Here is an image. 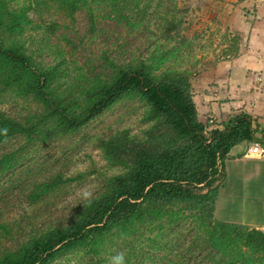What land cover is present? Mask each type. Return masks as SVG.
<instances>
[{
  "label": "trees",
  "instance_id": "16d2710c",
  "mask_svg": "<svg viewBox=\"0 0 264 264\" xmlns=\"http://www.w3.org/2000/svg\"><path fill=\"white\" fill-rule=\"evenodd\" d=\"M56 1L70 13L86 8L90 23L95 22L96 11L102 10L132 26L142 24L141 10L148 6L136 0L129 3L138 11V22L133 24L120 11L125 9L126 0H91L107 5L108 10L92 6L90 0ZM175 11L173 2L165 6L162 36L166 42L182 23ZM7 12L6 3L0 0L1 31H14L25 22L22 10L13 15ZM187 42V37H180L172 51L181 53L180 45ZM163 52L123 63L103 54V78L95 75L81 89L85 78L79 75L78 93L59 85V64L37 69L31 56L19 47L0 43L2 83L31 95L40 105L37 115L23 120L0 114V128L9 129L7 141L17 136L26 141L42 136L45 141L75 132L118 101L137 102L145 124L137 134L123 129L99 140L105 158L121 169L103 181L90 207L82 204L68 221L30 232L17 246L0 250V264H52L78 250L89 253L82 264H108L111 255L124 250L120 242L106 244L111 236L121 234L127 264H264V231L214 217L225 154L233 144L253 139L251 118L243 113L235 115L222 128L200 122L188 75L169 69L156 74ZM80 95H84L82 102ZM4 142L0 136V146ZM20 151L0 156V174L18 162ZM60 183V177L55 176L37 184L28 195L31 202ZM19 228L0 221L1 236ZM153 231L156 233L150 236ZM147 252L149 257L143 255Z\"/></svg>",
  "mask_w": 264,
  "mask_h": 264
},
{
  "label": "rangeland",
  "instance_id": "374dc122",
  "mask_svg": "<svg viewBox=\"0 0 264 264\" xmlns=\"http://www.w3.org/2000/svg\"><path fill=\"white\" fill-rule=\"evenodd\" d=\"M3 1L8 14H17L22 10L25 22L14 31L0 30V43L19 47L31 56V62L37 69L59 64L57 78L61 77V86H70L79 93V89H83L86 81L93 76L102 74L103 78L106 73L100 67L103 54L114 62L123 63L151 56L154 51L160 54L163 50L156 74L169 69L188 75L199 121L211 124L212 119L215 123L214 107L224 105L226 99L232 97L231 93H226V78L221 81L211 74L221 61L234 55V47L242 40V31L234 26L241 24V16L236 14L233 20L225 10L226 2L234 4L231 0H136L139 5H148L141 10L144 16L139 18L142 19L141 25L134 24L138 22L135 18L138 11L135 5H129L133 0H126L125 9L120 11L128 16L133 26L124 18L117 21L114 16L108 17L102 10L96 11L95 22L90 23L86 8L70 13L62 9L56 0ZM159 2L163 4L161 8L157 6ZM170 2L174 3L176 16L182 23L178 32L171 33L172 38L166 42L162 36L166 28L164 11ZM89 4L109 9L107 5H97L91 0ZM184 36L187 37V45H180L181 53L173 52L175 42ZM79 75L85 78L80 88L77 86ZM256 75L252 81H245L239 87H249L255 93L263 92L264 79ZM80 98L82 102L84 95ZM39 112L40 105L31 95L5 85L0 79V114L23 120ZM140 112L137 102L118 101L75 132L45 141L42 136L28 141L17 136L2 143L0 156L20 148L21 151L18 152V162L0 174V221L18 224L20 228L7 236L0 235V250L17 246L30 232H39L51 224L68 221L82 205L77 204L75 199L81 185L94 184L98 193L106 178L118 174L121 167L105 158L99 140L123 129L139 133L144 124L140 120ZM78 165L85 166L86 171L80 172ZM55 176L61 179L59 186L31 202L28 195L34 186ZM144 233L148 235V232ZM155 233L153 231L149 235ZM123 239L111 236L106 245L120 242L124 252H127ZM143 255L149 257V252ZM88 259L86 250H78L52 264H82ZM154 262L146 261L144 264Z\"/></svg>",
  "mask_w": 264,
  "mask_h": 264
},
{
  "label": "crops",
  "instance_id": "0c3cea01",
  "mask_svg": "<svg viewBox=\"0 0 264 264\" xmlns=\"http://www.w3.org/2000/svg\"><path fill=\"white\" fill-rule=\"evenodd\" d=\"M231 2L234 4L226 2L225 10L233 20L236 14L241 16V24L234 26L242 31V40L234 47V55L211 71L221 81L226 78V93L232 97L224 105L214 107L217 118L210 126L222 128L233 116L243 113L251 118L254 131L253 139L233 144L225 154L217 182L214 217L228 224L264 231V158L249 154L253 142L264 148V91L255 93L249 87H239L252 81L256 72L258 78L264 79V0Z\"/></svg>",
  "mask_w": 264,
  "mask_h": 264
},
{
  "label": "clouds",
  "instance_id": "9594fccd",
  "mask_svg": "<svg viewBox=\"0 0 264 264\" xmlns=\"http://www.w3.org/2000/svg\"><path fill=\"white\" fill-rule=\"evenodd\" d=\"M210 122L211 124H214L212 123L213 120L212 121L210 120ZM8 133H9V129L7 128V126L0 128V136L4 137L5 141H7ZM77 167L80 172L86 171V167L83 165H78ZM96 198H97V188L94 184L91 183H85L81 185L75 193V199H77V204L82 203L84 207H90L93 204V202L96 200ZM77 204L73 205V207L76 206ZM121 238H123V234H121ZM108 264H127L126 252L119 251L116 252L114 255H111L108 258Z\"/></svg>",
  "mask_w": 264,
  "mask_h": 264
},
{
  "label": "built area",
  "instance_id": "2783aa9c",
  "mask_svg": "<svg viewBox=\"0 0 264 264\" xmlns=\"http://www.w3.org/2000/svg\"><path fill=\"white\" fill-rule=\"evenodd\" d=\"M259 79H261L259 77ZM212 121V119H211ZM249 154L251 156H256L259 158H264V148L261 147V145L259 144V142H253L250 147H249Z\"/></svg>",
  "mask_w": 264,
  "mask_h": 264
}]
</instances>
